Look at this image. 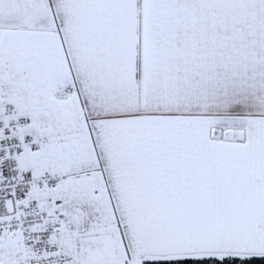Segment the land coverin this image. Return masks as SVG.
Listing matches in <instances>:
<instances>
[{"label":"snow or ice","instance_id":"snow-or-ice-1","mask_svg":"<svg viewBox=\"0 0 264 264\" xmlns=\"http://www.w3.org/2000/svg\"><path fill=\"white\" fill-rule=\"evenodd\" d=\"M0 264H264V0H0Z\"/></svg>","mask_w":264,"mask_h":264}]
</instances>
